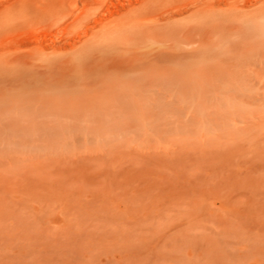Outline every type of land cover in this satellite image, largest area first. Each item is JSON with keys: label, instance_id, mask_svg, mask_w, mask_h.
<instances>
[{"label": "rangeland", "instance_id": "1", "mask_svg": "<svg viewBox=\"0 0 264 264\" xmlns=\"http://www.w3.org/2000/svg\"><path fill=\"white\" fill-rule=\"evenodd\" d=\"M25 1L0 0V264H264V18Z\"/></svg>", "mask_w": 264, "mask_h": 264}, {"label": "bare ground", "instance_id": "2", "mask_svg": "<svg viewBox=\"0 0 264 264\" xmlns=\"http://www.w3.org/2000/svg\"><path fill=\"white\" fill-rule=\"evenodd\" d=\"M230 1V0H229ZM228 1V2H229ZM234 1V0H233ZM253 1H255V0H243V2H242V4H241V6H233V8L235 7V8H237L236 10H231V11H229L228 10V15H230V16H235L234 17V20L236 19V18H241V22H242V25H241V23L240 24H237V22H235L234 21V23L232 24V25H229V26H227L226 27V29H227V31H229V32H233V31H235V32H243V33H246V31H248V28L246 27L248 24L249 25H251V29L252 28H255L256 26H257V24H258V20H260L261 18H264V8H259V10L258 9H253L252 11H248V10H245V9H247L249 6H251L252 4H253ZM50 2V3H49ZM169 2V1H168ZM224 2H225V0H221V1H219V4H224ZM205 3V2H204ZM206 3H209V4H212L213 3V0H206ZM61 4V2H58V1H56V0H48L47 2H44V3H38V0H27V1H25V2H21V4H20V6L22 7V8H26V9H28L29 11H31V13H32V16H34L35 14H37V18H40V20L41 21H45L46 20V15H45V13H46V10H47V8L48 7H50V6H53V5H60ZM208 4V5H209ZM237 4V3H236ZM132 5H134V4H132ZM206 5V4H205ZM210 6V5H209ZM195 7H197V6H195ZM204 5L201 7V10H203L204 9ZM214 7V6H213ZM212 7V5L210 6V8L212 9L213 8ZM228 8H230V7H228ZM210 9V10H211ZM215 9V8H214ZM225 9V8H224ZM205 10V9H204ZM260 11V12H259ZM168 12V11H167ZM260 13L258 16H256V15H253V16H251L250 17V15H252V14H255V13ZM237 16V17H236ZM172 17V16H171ZM165 19H166V17H164ZM164 18H162V19H164ZM231 18H228V20H230ZM218 22V21H217ZM216 22V23H217ZM221 23V22H220ZM220 25V24H219ZM185 26V25H184ZM223 28V27H222ZM187 29V28H186ZM195 29V28H194ZM226 34V33H225ZM190 39V38H189ZM181 42V41H180ZM45 44V43H44ZM43 44V45H44ZM42 45V44H41ZM48 45V44H47ZM50 47L52 46L51 44L49 45ZM48 46V47H49ZM53 47V46H52ZM51 47V48H52ZM45 49H47V48H45ZM49 49V48H48ZM165 67H167L168 68V66H166L165 65ZM172 70H174V69H172ZM180 72V71H179ZM178 72V73H179Z\"/></svg>", "mask_w": 264, "mask_h": 264}]
</instances>
